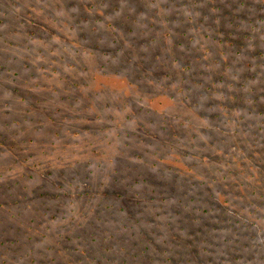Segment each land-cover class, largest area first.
I'll return each instance as SVG.
<instances>
[{
    "label": "rangeland",
    "instance_id": "obj_1",
    "mask_svg": "<svg viewBox=\"0 0 264 264\" xmlns=\"http://www.w3.org/2000/svg\"><path fill=\"white\" fill-rule=\"evenodd\" d=\"M212 1L0 0V264H264V0Z\"/></svg>",
    "mask_w": 264,
    "mask_h": 264
},
{
    "label": "trees",
    "instance_id": "obj_2",
    "mask_svg": "<svg viewBox=\"0 0 264 264\" xmlns=\"http://www.w3.org/2000/svg\"><path fill=\"white\" fill-rule=\"evenodd\" d=\"M215 2L217 4L218 0H214L210 4H211L212 10L215 11V14H216V16L218 18H220V19L233 18L234 20H238L239 16L237 15V13L234 16H233L232 13L228 14V11L232 10L233 6L235 7V10H237L240 6H245V4H246L245 2H240V3L237 2L238 4H236V3L232 2L231 0H221V2L223 3L224 6H220V5H216ZM242 20H244V19H242ZM221 42H223V41L221 40ZM230 45L236 46V48H237L239 46V43L237 41L236 42L235 41H230ZM262 65L264 67V62H263ZM232 98L235 99V100L238 99V98H235V97H232ZM252 101H253L252 102L253 104L250 105V107L253 110H255L256 106H257L256 105L257 98L253 99ZM263 109H264V102H263ZM261 176L264 178V174H262ZM179 202L182 203V200H179ZM212 211H214V210H212ZM194 212H196V211H194ZM189 214L190 213H187V215L183 214V215L179 216L180 217L179 225L181 227L180 230L186 231V229H187L186 228V223L187 222H190V223H193V224H195V223L196 224H203L204 228L202 227V228H198L197 229V231H199V233H200V231H203L205 229L206 231L208 230V233L213 232V233H215L216 237L218 236L217 232H218L219 227H218V223H217L218 219L216 218V216H218L217 213H215V212L212 213V212H209L207 210L203 211L202 213L199 211V212H196V215L193 218H190ZM175 215H179V213L178 214L176 213ZM172 216H173V214L170 215V219L169 220H171ZM237 223H238V221H237ZM170 224H171V222H170ZM223 230H225V228H220L219 229V231H223ZM170 231L172 232V229ZM146 248H147V246H146ZM146 253H147V251H146V249H144V254H146ZM168 261H170V260H168ZM69 263H70V261H68L67 263L64 262V264H69ZM43 264H47V263L45 262Z\"/></svg>",
    "mask_w": 264,
    "mask_h": 264
}]
</instances>
